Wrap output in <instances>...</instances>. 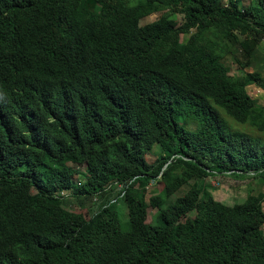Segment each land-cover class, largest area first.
<instances>
[{"label":"trees","instance_id":"1","mask_svg":"<svg viewBox=\"0 0 264 264\" xmlns=\"http://www.w3.org/2000/svg\"><path fill=\"white\" fill-rule=\"evenodd\" d=\"M178 14L181 24L171 25ZM91 38L109 55L101 67L120 70L142 94L125 124L70 113L61 129H14L11 154L0 152V251L43 264L50 246L52 264H67L88 225L106 255L91 254L84 264H264V191L226 205L205 183L223 175L264 185V100L248 93L251 85L264 93V58L259 69L242 72L264 41V0H0V61L28 65L26 81L40 89L34 75L37 65L48 70L46 54ZM229 59L240 69L234 75ZM36 138L43 139L41 171L67 159L57 153L79 149L81 165L59 167V177L51 166L31 186L35 168L25 165ZM151 152L158 156L148 163ZM157 180L163 189L147 197ZM118 183L129 186L116 192ZM118 194L124 197L110 202ZM69 198L100 209L94 226L64 208Z\"/></svg>","mask_w":264,"mask_h":264},{"label":"clouds","instance_id":"2","mask_svg":"<svg viewBox=\"0 0 264 264\" xmlns=\"http://www.w3.org/2000/svg\"><path fill=\"white\" fill-rule=\"evenodd\" d=\"M108 56L103 44L94 38L73 48L63 45L46 54L45 63L48 68L46 72L41 71L37 65L34 77L42 89L26 81L28 78L26 70L30 68L28 65L11 67L0 61V152L11 154L15 140L14 129H21L27 135L32 133L37 135V128H44L45 124L54 131L62 128L70 113H80L87 121L93 120L96 123L104 120L115 122L118 118L125 124L131 116L126 109L132 102L137 101L138 92L142 94V91L131 82V88L128 87L122 81L125 76L121 75L120 70L101 67L103 60ZM103 130L107 133L111 129ZM42 141L43 139H35L37 145L35 155L28 158L25 165L35 168L29 174L31 186L39 181L51 166L55 169V175L59 177V174L62 175L59 167L66 171L67 168L81 165L77 164V157L83 153L79 149L57 153L67 159L54 160L41 171L40 165L44 163L38 159V155ZM8 167L14 174L16 169L10 164ZM5 169L6 165L0 158V175ZM82 172L86 175L83 170ZM77 181H80L79 178L76 179L75 185L81 183ZM123 197L119 194L114 195L110 202ZM99 210L94 205L93 210L89 211L88 220L82 218L84 224L94 226ZM68 211L74 212L70 209ZM122 218L127 219L126 211ZM86 230L85 239L73 247L75 251H71L72 262L67 264H84L85 261L82 260L91 254L106 255L88 225ZM43 254V264H52L50 246L43 250ZM0 264H23L22 256L15 255L13 250L11 252L2 250ZM101 264H115V262L103 259Z\"/></svg>","mask_w":264,"mask_h":264},{"label":"rangeland","instance_id":"3","mask_svg":"<svg viewBox=\"0 0 264 264\" xmlns=\"http://www.w3.org/2000/svg\"><path fill=\"white\" fill-rule=\"evenodd\" d=\"M248 0H244V4H247ZM158 18V14H152L145 18L146 23L153 22L155 19ZM182 22V17L180 14H178L174 21H171V25L178 26ZM181 39H183V35L180 36ZM258 50V56L256 61H251L248 66L242 71V72H253L257 69H259L261 66H263V58H264V41L259 44L257 47ZM226 63L230 66V74L234 75L237 73L239 69V66L233 62L231 59L226 60ZM248 93L253 98L257 99V102L259 104H263L264 100V93L261 89L255 87V86H249L248 87ZM187 128H191L190 126H186ZM153 151L157 154H161L159 147H154ZM155 153H150L149 155H145L146 161L148 163H152L154 159L158 156ZM72 179L76 180L78 177L76 175L71 176ZM205 183L209 184L212 188H210V193L214 197L215 200L226 204V205H232L234 203H241L245 200V198L251 194L257 195L259 192L264 191V185L259 183L254 178H246V179H240V178H233L230 176H223V175H216L214 177H207L205 179ZM70 185V182L67 183V186ZM135 188H137V185L133 186V189L135 191ZM163 189V183L160 180L157 181H151L146 186V196L149 197L154 194H158ZM188 189V186L182 187L177 194L181 195ZM116 190V189H115ZM69 194V192H67ZM64 207L68 208L76 213H78L84 220H88L89 218V211L88 207L81 208L76 204V200L73 198H69L65 201ZM153 209L148 208L147 210V220L146 222H149L151 219V214L153 213ZM123 219V218H122ZM181 222L183 220L181 219ZM264 231V227H263Z\"/></svg>","mask_w":264,"mask_h":264},{"label":"built area","instance_id":"4","mask_svg":"<svg viewBox=\"0 0 264 264\" xmlns=\"http://www.w3.org/2000/svg\"><path fill=\"white\" fill-rule=\"evenodd\" d=\"M129 186V183H128V185H124L123 183H118L117 184V189H125V188H127Z\"/></svg>","mask_w":264,"mask_h":264},{"label":"bare ground","instance_id":"5","mask_svg":"<svg viewBox=\"0 0 264 264\" xmlns=\"http://www.w3.org/2000/svg\"><path fill=\"white\" fill-rule=\"evenodd\" d=\"M116 192L119 191V190H115Z\"/></svg>","mask_w":264,"mask_h":264}]
</instances>
